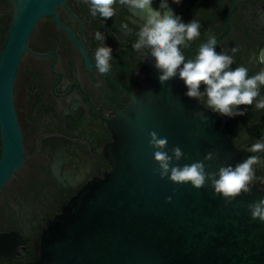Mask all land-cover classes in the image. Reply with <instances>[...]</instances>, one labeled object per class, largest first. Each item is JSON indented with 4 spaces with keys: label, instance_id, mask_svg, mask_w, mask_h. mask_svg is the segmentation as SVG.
I'll list each match as a JSON object with an SVG mask.
<instances>
[{
    "label": "water",
    "instance_id": "95a60500",
    "mask_svg": "<svg viewBox=\"0 0 264 264\" xmlns=\"http://www.w3.org/2000/svg\"><path fill=\"white\" fill-rule=\"evenodd\" d=\"M11 2L13 18L0 52V191L24 163L14 83L30 35L45 16L71 32L56 11L67 0ZM144 72L143 86L109 119L111 171L89 182L49 224L37 264H264V222L248 208L264 189L252 185L226 201L208 185L197 189L162 179L150 133L167 136L169 152L182 148L181 165L217 153L204 161L208 171L249 154L236 146L227 120L185 95L179 76L161 83L154 63Z\"/></svg>",
    "mask_w": 264,
    "mask_h": 264
},
{
    "label": "flooded vegetation",
    "instance_id": "af4514ba",
    "mask_svg": "<svg viewBox=\"0 0 264 264\" xmlns=\"http://www.w3.org/2000/svg\"><path fill=\"white\" fill-rule=\"evenodd\" d=\"M170 6L183 20L201 23V36L183 49L186 58H194L211 33L217 37V51L234 56L233 67L245 64L250 74L264 68L255 62L258 49L264 48V0H183ZM154 7H159L158 0ZM56 11L72 33L52 16L41 18L14 83L25 157L0 191V264H37L49 224L89 182L111 171L105 154L113 141L109 119L127 106L143 86L141 78L148 77L144 71L155 63L133 50L139 27L127 8H118L106 23L91 15L84 0H67ZM12 18L11 0H0V52ZM97 29L113 48L108 74L95 68ZM240 107L247 109L244 115L220 116L228 121L236 146L252 155L246 149L264 137V109ZM2 151L0 125V160ZM257 154L264 160V153ZM255 167L252 185L264 189V164Z\"/></svg>",
    "mask_w": 264,
    "mask_h": 264
},
{
    "label": "clouds",
    "instance_id": "9594fccd",
    "mask_svg": "<svg viewBox=\"0 0 264 264\" xmlns=\"http://www.w3.org/2000/svg\"><path fill=\"white\" fill-rule=\"evenodd\" d=\"M84 2L91 15L101 17L104 23L107 18L117 14L118 8L128 9L133 22L139 27L132 48L141 59L152 58L161 83L179 76L186 86V96L224 117L244 115L247 109L241 108L242 105L264 109V95H261L264 68L250 74V68L245 64L233 67L234 56L225 50L217 51V37L214 34L210 33L206 42L199 45L194 58H186L183 49L190 47V43L201 36V23L196 18L183 20L170 6L180 5L183 0H158V8L154 7L157 0ZM124 27L127 29L128 25ZM94 36L99 41L94 51L95 68L100 74L111 73L113 48L105 43L107 37L99 29ZM236 51V48L231 50L232 53ZM255 62L264 64V48L258 49ZM195 115L203 121L208 120L203 112ZM168 143L167 136H160L156 131L150 133L149 144L158 165L156 173L177 185L191 184L197 189L208 185L226 201L250 192L256 176L255 166L264 164L261 155L257 154L264 153V137H259L247 147V152L252 155L235 165H221L218 171L206 170L204 162L214 159L217 153L210 151L204 160L181 165L179 161L185 156L182 148L177 145L169 152ZM248 208L253 219L258 218L264 222V197L249 204Z\"/></svg>",
    "mask_w": 264,
    "mask_h": 264
}]
</instances>
